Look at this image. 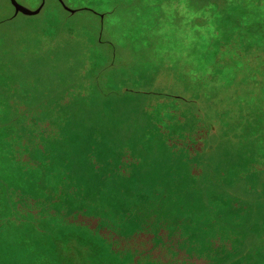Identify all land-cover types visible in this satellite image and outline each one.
I'll list each match as a JSON object with an SVG mask.
<instances>
[{
  "label": "rangeland",
  "instance_id": "374dc122",
  "mask_svg": "<svg viewBox=\"0 0 264 264\" xmlns=\"http://www.w3.org/2000/svg\"><path fill=\"white\" fill-rule=\"evenodd\" d=\"M16 1L0 264H264V0Z\"/></svg>",
  "mask_w": 264,
  "mask_h": 264
},
{
  "label": "water",
  "instance_id": "95a60500",
  "mask_svg": "<svg viewBox=\"0 0 264 264\" xmlns=\"http://www.w3.org/2000/svg\"><path fill=\"white\" fill-rule=\"evenodd\" d=\"M61 1V0H60ZM11 5L14 8L15 14L18 12H21L25 15H34L36 13H38L43 5V3L35 10H31L29 8H26L25 6L21 5L20 3H18L16 0H10ZM70 12H74L73 9L68 8Z\"/></svg>",
  "mask_w": 264,
  "mask_h": 264
},
{
  "label": "trees",
  "instance_id": "16d2710c",
  "mask_svg": "<svg viewBox=\"0 0 264 264\" xmlns=\"http://www.w3.org/2000/svg\"><path fill=\"white\" fill-rule=\"evenodd\" d=\"M40 27L42 29L48 30L47 28H45V26L51 25V19L50 18H46V20L42 23V19H41V23L39 24ZM6 33L5 35H9L11 34V30L8 32H4ZM4 53H9V54H13V47L12 46H0V56L1 54ZM129 261H133L132 258L129 259Z\"/></svg>",
  "mask_w": 264,
  "mask_h": 264
},
{
  "label": "crops",
  "instance_id": "0c3cea01",
  "mask_svg": "<svg viewBox=\"0 0 264 264\" xmlns=\"http://www.w3.org/2000/svg\"><path fill=\"white\" fill-rule=\"evenodd\" d=\"M8 1H9V3H10V0H8ZM56 1H57L58 3H60V4H62V5H63V0H61V1H60V0H56ZM17 2H18V1H17ZM18 3H19V2H18ZM10 4H11V3H10ZM40 5H41V3L39 4V6H40ZM39 6H37V7H36V8H34V9H31V10H35V9H37ZM43 6H44V5H42L41 9L43 8ZM63 6H64V5H63ZM63 6H62V7H63ZM65 7H66V8H65V9H66V11H68V12L70 13V11H69V9H68L69 7H67V6H65ZM41 9H40V11H41ZM70 9H72V8H70ZM73 10H74V12L78 11V9H77V10H76V9H73ZM40 11H39L38 13L34 14V15H28V17H30V16H32V17H33V16H35V15L39 14V13H40ZM74 12H71V13L73 14ZM13 13H14V12H13Z\"/></svg>",
  "mask_w": 264,
  "mask_h": 264
}]
</instances>
